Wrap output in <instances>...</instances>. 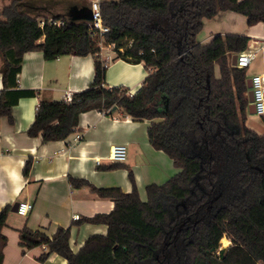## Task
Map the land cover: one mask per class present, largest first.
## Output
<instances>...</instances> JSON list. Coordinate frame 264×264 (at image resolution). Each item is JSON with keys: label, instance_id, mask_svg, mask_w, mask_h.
Wrapping results in <instances>:
<instances>
[{"label": "trees", "instance_id": "trees-1", "mask_svg": "<svg viewBox=\"0 0 264 264\" xmlns=\"http://www.w3.org/2000/svg\"><path fill=\"white\" fill-rule=\"evenodd\" d=\"M0 2V116L12 123L18 98L39 95L18 87L24 52L41 50L45 59L91 54L94 75L88 86L63 101L40 97L27 134L40 135L42 142L64 140L81 112L118 111L151 120L150 144L179 168L165 182L147 184L145 200L130 169L128 192L69 175L72 187L88 186L114 201L108 213L77 221L104 223L106 233L89 234L73 251L69 227L59 226L48 236L24 225L18 241L22 251L41 245L40 261L56 253L67 264H264V134L245 124L246 67L231 63L250 37L217 33L206 43L197 39L203 19L219 11L241 13L249 25L264 21V0H100L102 22L108 26L102 35L93 33L84 0L59 8L31 7L28 0ZM102 44H110L124 60L143 63L148 73L135 93L105 84ZM261 118L264 122V114ZM31 163L29 156L24 175ZM8 210V205L0 209V264ZM224 236L231 243L219 249Z\"/></svg>", "mask_w": 264, "mask_h": 264}, {"label": "crops", "instance_id": "crops-1", "mask_svg": "<svg viewBox=\"0 0 264 264\" xmlns=\"http://www.w3.org/2000/svg\"><path fill=\"white\" fill-rule=\"evenodd\" d=\"M217 33L249 36L248 47L256 50V56L246 67V76L251 78L254 74L264 73V21L249 25L241 13L219 11L214 17L203 19L197 39L206 43ZM100 55L107 62L106 85L125 86L131 94L140 88L148 73L142 62L118 57L109 44L101 45ZM93 75L91 54H64L45 59L41 50H29L22 55L18 87L37 90L39 95L18 98L11 108L12 123L6 116H0V209L9 206L2 228L7 242L1 264H67L66 259L56 253L40 261L38 257L44 250L41 245L22 251L18 241L19 229L24 225L40 229L48 236H52L59 226L69 227V244L73 251L83 245L89 234L106 233L104 223L77 221L96 213H108L114 201L98 196L88 186L72 187L68 182L69 175L87 179L97 187H119L128 192L132 189L128 176L130 169L139 196L145 200L147 184H161L179 171L166 152L150 144L147 128L151 120L134 119L118 111L111 115L98 109L81 112L78 125L64 140L42 142L40 135L27 134L40 97L63 101L66 94L85 89ZM254 113L247 108L245 122ZM116 143L126 145V158L122 161L109 158L110 148ZM29 156L31 168L28 175H24L23 165ZM112 162L118 166L98 167ZM24 201L32 204L26 215L11 210L15 202ZM74 214L79 218H74ZM223 239L228 243L224 244ZM230 243L226 236L222 237V247Z\"/></svg>", "mask_w": 264, "mask_h": 264}, {"label": "built area", "instance_id": "built-area-1", "mask_svg": "<svg viewBox=\"0 0 264 264\" xmlns=\"http://www.w3.org/2000/svg\"><path fill=\"white\" fill-rule=\"evenodd\" d=\"M100 0H92L89 4L91 11L90 27L94 34L102 35L108 31V26L102 22L101 11H100ZM50 23L55 25L63 24L62 19H50ZM43 22L40 21V24ZM110 45V44H109ZM256 50L247 46L243 51L236 53V64L239 67H247L250 62L255 58ZM251 90H252V103L254 110L257 114H264V73H258L251 76ZM65 99H69L68 94L65 95ZM127 148L123 143L113 144L110 148L109 158L115 161H122L126 158ZM32 204L24 201L19 202L17 212L26 215L31 209ZM74 218H79L78 214L73 215ZM222 248L220 245L219 249Z\"/></svg>", "mask_w": 264, "mask_h": 264}, {"label": "rangeland", "instance_id": "rangeland-1", "mask_svg": "<svg viewBox=\"0 0 264 264\" xmlns=\"http://www.w3.org/2000/svg\"><path fill=\"white\" fill-rule=\"evenodd\" d=\"M70 1H75V0H28L29 4L31 7L34 5H40V4H45V5H51L52 8H59L64 5V3L70 2ZM85 4L88 5L90 4V0H84ZM2 2H0V8L2 6ZM31 13H37L40 15H43L44 11L40 10H33V9H27ZM246 126L254 129L257 133L259 134H264V122L261 118L260 114L254 113L253 117L249 119L247 122H245ZM262 131V132H261Z\"/></svg>", "mask_w": 264, "mask_h": 264}, {"label": "water", "instance_id": "water-1", "mask_svg": "<svg viewBox=\"0 0 264 264\" xmlns=\"http://www.w3.org/2000/svg\"><path fill=\"white\" fill-rule=\"evenodd\" d=\"M83 10H84V15L86 17H88L89 20H90L91 19V11H90V8L87 6ZM231 63L234 64V65L236 64V54H233L232 55V57H231ZM246 84H247V87H248L247 96H248V99H249L248 111L249 112H255L254 106H253V103H252L253 95H252V90H251V78H247ZM18 204H19V202H15L12 205L11 210L16 211L17 210V207H18Z\"/></svg>", "mask_w": 264, "mask_h": 264}, {"label": "bare ground", "instance_id": "bare-ground-1", "mask_svg": "<svg viewBox=\"0 0 264 264\" xmlns=\"http://www.w3.org/2000/svg\"><path fill=\"white\" fill-rule=\"evenodd\" d=\"M222 241H223L224 244L228 243V241L226 239H223Z\"/></svg>", "mask_w": 264, "mask_h": 264}]
</instances>
